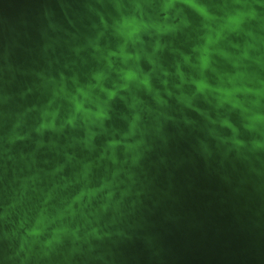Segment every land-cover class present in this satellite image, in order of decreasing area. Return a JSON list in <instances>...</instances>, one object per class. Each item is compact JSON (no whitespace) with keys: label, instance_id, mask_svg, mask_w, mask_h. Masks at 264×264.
<instances>
[{"label":"clouds","instance_id":"1","mask_svg":"<svg viewBox=\"0 0 264 264\" xmlns=\"http://www.w3.org/2000/svg\"><path fill=\"white\" fill-rule=\"evenodd\" d=\"M54 2L0 36V264L158 258L185 165L264 201V0Z\"/></svg>","mask_w":264,"mask_h":264},{"label":"water","instance_id":"2","mask_svg":"<svg viewBox=\"0 0 264 264\" xmlns=\"http://www.w3.org/2000/svg\"><path fill=\"white\" fill-rule=\"evenodd\" d=\"M43 6L59 15L54 0H0V36L10 29L24 47H34ZM12 58L26 67L36 56L18 48ZM183 148L186 145L175 151ZM173 183L181 200L179 219L157 223L160 256L149 260L142 245L134 242L123 249L127 264H264V201L256 193L249 189L234 195L199 162L176 170Z\"/></svg>","mask_w":264,"mask_h":264}]
</instances>
